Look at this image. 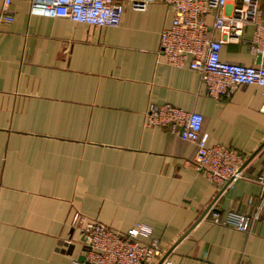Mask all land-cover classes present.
Returning <instances> with one entry per match:
<instances>
[{
	"label": "crops",
	"instance_id": "crops-1",
	"mask_svg": "<svg viewBox=\"0 0 264 264\" xmlns=\"http://www.w3.org/2000/svg\"><path fill=\"white\" fill-rule=\"evenodd\" d=\"M30 5L11 0L14 20L0 25V264H81L76 213L120 232L151 225L171 264H264V207L252 234L206 212L250 213L264 193V86L216 100L199 72L170 64L159 54L173 18L162 1L127 6L117 27ZM254 31L224 44L222 59L264 65ZM166 103L201 113L209 144L244 157V177L222 190L191 163L195 144L149 127V106Z\"/></svg>",
	"mask_w": 264,
	"mask_h": 264
},
{
	"label": "built area",
	"instance_id": "built-area-1",
	"mask_svg": "<svg viewBox=\"0 0 264 264\" xmlns=\"http://www.w3.org/2000/svg\"><path fill=\"white\" fill-rule=\"evenodd\" d=\"M155 1L166 3L173 18L160 33L159 54L170 64L188 66L200 73L209 96L221 100L231 95L240 84L264 86V65L247 66L222 59L226 43L238 42L247 25L255 26L251 50L264 57V16L261 0H31V15L66 18L96 27H117L125 9L146 11ZM0 12V25L12 22L5 0ZM220 33V37L215 33ZM264 113V105L262 107ZM204 116L188 112L170 103L151 104L146 112L149 127L162 126L180 134L196 145L193 166L221 189L244 177V157L224 144H209L202 133ZM258 181L264 186V175ZM264 207V193L250 213L229 210L222 218L213 207L207 213L211 221L252 234ZM73 225L82 235L85 261L81 264H171L168 253L153 236L151 225L138 221L125 232L76 213Z\"/></svg>",
	"mask_w": 264,
	"mask_h": 264
},
{
	"label": "water",
	"instance_id": "water-1",
	"mask_svg": "<svg viewBox=\"0 0 264 264\" xmlns=\"http://www.w3.org/2000/svg\"><path fill=\"white\" fill-rule=\"evenodd\" d=\"M209 208V207H208ZM207 211H208V209H207ZM206 211V212H207ZM80 261H85V256L83 255L81 258H80ZM87 264H89V263H87Z\"/></svg>",
	"mask_w": 264,
	"mask_h": 264
},
{
	"label": "rangeland",
	"instance_id": "rangeland-1",
	"mask_svg": "<svg viewBox=\"0 0 264 264\" xmlns=\"http://www.w3.org/2000/svg\"><path fill=\"white\" fill-rule=\"evenodd\" d=\"M80 236H81V238H82V235H81V233H80Z\"/></svg>",
	"mask_w": 264,
	"mask_h": 264
}]
</instances>
